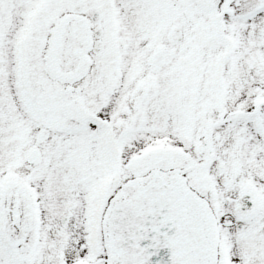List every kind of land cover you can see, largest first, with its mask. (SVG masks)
Wrapping results in <instances>:
<instances>
[{
	"label": "snow or ice",
	"instance_id": "6c2138e0",
	"mask_svg": "<svg viewBox=\"0 0 264 264\" xmlns=\"http://www.w3.org/2000/svg\"><path fill=\"white\" fill-rule=\"evenodd\" d=\"M0 264H264V0H0Z\"/></svg>",
	"mask_w": 264,
	"mask_h": 264
}]
</instances>
